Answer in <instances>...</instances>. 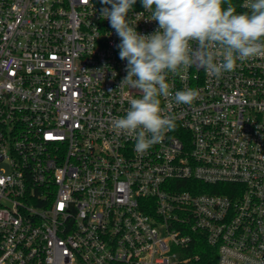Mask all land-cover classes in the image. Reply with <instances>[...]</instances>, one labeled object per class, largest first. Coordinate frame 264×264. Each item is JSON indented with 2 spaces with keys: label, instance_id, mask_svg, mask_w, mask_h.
Returning <instances> with one entry per match:
<instances>
[{
  "label": "built area",
  "instance_id": "built-area-1",
  "mask_svg": "<svg viewBox=\"0 0 264 264\" xmlns=\"http://www.w3.org/2000/svg\"><path fill=\"white\" fill-rule=\"evenodd\" d=\"M103 7L0 0V264H196L202 241L218 264H264V57L169 73L176 127L138 154L111 123L140 94ZM129 15L158 29L140 0Z\"/></svg>",
  "mask_w": 264,
  "mask_h": 264
},
{
  "label": "clouds",
  "instance_id": "clouds-1",
  "mask_svg": "<svg viewBox=\"0 0 264 264\" xmlns=\"http://www.w3.org/2000/svg\"><path fill=\"white\" fill-rule=\"evenodd\" d=\"M136 2L101 0L110 7L100 14L120 38L119 57L127 61L120 87L140 94L129 101L123 117L112 120V127L133 139L135 152L144 154L176 127L161 107L160 98L171 95L169 73L196 67L219 78L238 62L264 57V0H247L243 13H237L231 0H140L150 20L158 22L152 34L136 30L129 15ZM198 96V90L186 88L176 91L174 100L192 105Z\"/></svg>",
  "mask_w": 264,
  "mask_h": 264
},
{
  "label": "trees",
  "instance_id": "trees-1",
  "mask_svg": "<svg viewBox=\"0 0 264 264\" xmlns=\"http://www.w3.org/2000/svg\"><path fill=\"white\" fill-rule=\"evenodd\" d=\"M193 252L199 255V260L196 264H218L216 248L208 245L206 241L196 243Z\"/></svg>",
  "mask_w": 264,
  "mask_h": 264
}]
</instances>
